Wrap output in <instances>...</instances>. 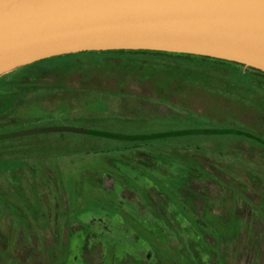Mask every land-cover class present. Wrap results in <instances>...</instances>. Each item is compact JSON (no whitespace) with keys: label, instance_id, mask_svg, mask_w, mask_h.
I'll list each match as a JSON object with an SVG mask.
<instances>
[{"label":"rangeland","instance_id":"obj_1","mask_svg":"<svg viewBox=\"0 0 264 264\" xmlns=\"http://www.w3.org/2000/svg\"><path fill=\"white\" fill-rule=\"evenodd\" d=\"M73 55L6 76L0 135L70 126L126 132L127 142L144 132L151 141L165 140L160 145L169 147L158 149L165 156L155 175L171 183L167 177L181 174L185 196L174 202L193 210L185 209L192 225L182 234L173 216L142 196L143 189L161 194V183L142 174L144 163L155 165L158 155L151 151L121 145L120 152L86 155L76 138L60 133L1 140L0 264H60V231L68 223L66 264H207L208 255L213 264L217 258L220 264H264V88L247 67L226 70L232 83L184 86L118 71L120 78L101 75L89 83L101 91L80 93L71 89L82 87L81 74L68 67L106 56ZM37 76L40 84L33 83ZM184 137L190 138L177 139Z\"/></svg>","mask_w":264,"mask_h":264},{"label":"water","instance_id":"obj_2","mask_svg":"<svg viewBox=\"0 0 264 264\" xmlns=\"http://www.w3.org/2000/svg\"><path fill=\"white\" fill-rule=\"evenodd\" d=\"M120 50L209 57L264 72V0H0V77L55 57ZM66 132L86 131L37 128L0 141Z\"/></svg>","mask_w":264,"mask_h":264},{"label":"trees","instance_id":"obj_3","mask_svg":"<svg viewBox=\"0 0 264 264\" xmlns=\"http://www.w3.org/2000/svg\"><path fill=\"white\" fill-rule=\"evenodd\" d=\"M81 55H102L106 56L101 61L92 62L91 64H84L80 60H78L75 64H72L68 67V71L74 73V72H80L81 74V82L82 87L80 88H72V91L84 93V92H90L91 90L101 91L97 87H92L89 83H92V81L99 80L101 75L106 76H115L119 77L126 75L129 78L132 79H138L143 81L144 79L149 83L150 80L155 79H161L164 77V79H168L171 82H181L183 83V86L189 83L196 82H203L204 84H208L211 80H216L220 82H229L232 83L233 79H231V72H226V70H233L232 68H245L246 66L242 64H237L229 61L209 58V57H202V56H195V55H188V54H177V53H168V52H156V51H126V50H120V51H105V52H85L78 54V56ZM116 55L112 58V56ZM70 56H77V55H70ZM68 56V57H70ZM127 57V59H126ZM248 72H250V76L252 77V81L255 85L264 88V82L260 80V78H264V72L254 69V68H247ZM18 71V70H17ZM17 71L5 74L0 77V83H4L9 78L6 76H9ZM55 70H50L48 72H45L42 74L45 77H48L47 74H51ZM121 71L123 73L118 75ZM230 73V74H229ZM245 74V72H243ZM125 77V76H123ZM122 77V78H123ZM22 80H29L28 77H18ZM17 78V79H18ZM31 79V78H30ZM42 77L37 76L35 80H33V83H41ZM194 79V80H193ZM168 81V82H169ZM61 83V82H60ZM88 84V85H85ZM48 86V85H47ZM38 87V86H37ZM57 87L60 86H49L52 93L56 92ZM183 91V90H182ZM65 92H70V88H66ZM75 92V93H76ZM81 129V128H79ZM85 133H60L62 136H70L72 135L74 138H76V143L74 145H80L82 144V151L85 152L86 155L89 154H98V153H107L111 154L113 151H119L121 147L127 148V145L129 147H133L134 149H143L153 152L155 155L157 154L158 157H156L155 165L149 166L148 164H143V166L148 168V171H143V177H149L153 182H159L161 185L159 186L161 194H152L151 192L148 193L149 190H141L142 196L147 201H155L157 205L160 206V208L164 209V212L166 211L170 217L173 216L176 219V223L180 227V230L182 231V234L186 233L190 226L192 225L187 213L185 212V209H190L189 212H193V210L183 204L185 207L184 209H181V207L178 205V203L174 202V199H179L180 201H183V197L185 196V189H186V182H179L177 180L176 176H181L175 172V177L168 178L165 173L162 174V176L167 177V180L171 181V183H166L165 179L163 177H158L157 174L161 169L158 167L157 163H164L165 156L162 152L158 151V149H167L169 146L165 143L163 145H160V143L165 142V140H149L147 136L148 133L139 134L137 138H134L133 141L135 142H127L131 139L122 138V135L126 134V132L122 133L121 131L116 132H110L106 134L105 131L100 129H84ZM162 132V131H158ZM157 132L152 133L156 134ZM249 134H252V132H249ZM248 133L246 135L248 137H251ZM35 136V135H33ZM25 137H31V136H25ZM21 137V138H25ZM190 137H184V138H177V139H188ZM147 139V140H145ZM176 139V140H177ZM167 141L175 142L174 139H167ZM254 141V140H252ZM151 142V143H150ZM255 142V141H254ZM135 143V144H133ZM41 147V145H40ZM111 147V148H110ZM44 148V147H42ZM128 149V148H127ZM226 155V154H225ZM142 165V164H141ZM176 168V167H175ZM179 176V177H180ZM164 177V178H165ZM178 177V178H179ZM187 179V178H186ZM154 182V183H155ZM185 183V184H183ZM163 195V196H162ZM155 196V197H154ZM164 196L170 198V204H164L163 198ZM173 203V206H171ZM194 213V212H193ZM168 217V218H169ZM201 223H204L203 221H198ZM81 223V222H79ZM83 223V222H82ZM87 227L92 229V231L98 232V229L93 226V224L85 223ZM72 227L68 225L63 227V230L60 231V235L65 233L63 239L61 240L62 245L64 247V250L60 254V264H66V255L68 253L69 249V238L71 236L70 230ZM73 229V228H72ZM63 232V233H62ZM67 235V237H66ZM102 235V234H99ZM193 235H196L197 239H199L197 233H193ZM185 236V235H183ZM194 241V239H192ZM221 257V254H219ZM57 257V255H56ZM216 258V256H214ZM213 256L208 255V262L207 264H213ZM202 261V260H201ZM55 262V261H54ZM204 262V261H203ZM220 259L217 258V262L214 264H220ZM57 263V260L55 262ZM206 264V263H203ZM222 264V263H221ZM224 264V263H223Z\"/></svg>","mask_w":264,"mask_h":264},{"label":"flooded vegetation","instance_id":"obj_4","mask_svg":"<svg viewBox=\"0 0 264 264\" xmlns=\"http://www.w3.org/2000/svg\"><path fill=\"white\" fill-rule=\"evenodd\" d=\"M162 196H163V195H162ZM164 197H165V196H164ZM102 236H103V237H105V235H104V234H102Z\"/></svg>","mask_w":264,"mask_h":264}]
</instances>
